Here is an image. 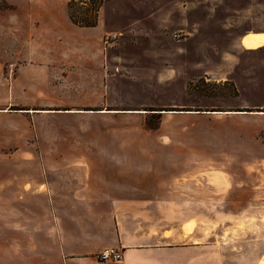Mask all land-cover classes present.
Masks as SVG:
<instances>
[{"label":"crops","instance_id":"0c3cea01","mask_svg":"<svg viewBox=\"0 0 264 264\" xmlns=\"http://www.w3.org/2000/svg\"><path fill=\"white\" fill-rule=\"evenodd\" d=\"M91 38L58 56L38 51L37 61L17 62L14 75L0 69V150L12 145L9 136L25 132V127L11 125L14 119L28 123L29 116L46 115L85 122L53 130L72 133L77 147L71 160L61 157L58 162L76 172L67 188L0 192V264H207L216 243L206 239L205 192H264V156L249 153L258 129L228 128L229 118L208 130L190 124L212 112L158 111L151 114L159 117L157 128L132 124L148 114L110 108L111 101L125 103L116 102L117 88L110 100L101 35ZM58 79L78 95L70 109L49 95L42 98L58 92ZM33 93L39 96L31 104L27 98ZM177 120L183 125H173ZM190 132L215 138L206 141L221 149L206 163L213 172L203 171L206 165L195 154L205 142L189 140ZM226 149L234 155H226ZM129 150L134 157H128ZM4 163L10 184L18 169L29 165L23 156ZM20 179L18 183L28 181ZM105 248L120 250L123 260L100 261L97 255Z\"/></svg>","mask_w":264,"mask_h":264},{"label":"rangeland","instance_id":"374dc122","mask_svg":"<svg viewBox=\"0 0 264 264\" xmlns=\"http://www.w3.org/2000/svg\"><path fill=\"white\" fill-rule=\"evenodd\" d=\"M70 1L0 0V69L5 74L14 75L17 62L37 61L38 51L58 56L62 49L68 50L84 38L95 39L100 33L110 100L117 88L116 102L125 103L116 106L111 101L110 108L143 110L148 115L132 124L142 123L147 129L159 126L158 115H151L158 111L239 113H211L190 124L208 130L223 124L218 120L229 118L225 122L228 128L258 129L249 153L264 156V46L247 50L241 43L246 34L264 35V0H103L97 31L80 30L82 27L69 20ZM94 8L89 2L79 4L76 13L81 17ZM108 34L115 39L105 45ZM58 80V92L42 94V98L49 95L70 109L78 95L71 85ZM38 96L33 93L27 99L34 104ZM251 113L263 117L248 119L246 116L254 115ZM28 119V123L20 118L10 122L25 127V132L13 134V139L9 136L12 145L0 150V192H61L76 172L58 162L61 157L64 162L71 160L77 147L72 133L53 130L85 122L46 115ZM173 125L183 123L177 120ZM187 138L205 142L195 154L205 165L221 150L206 144L215 140L212 133L190 132ZM230 152L233 150L226 149L225 154ZM126 154L134 157L130 150ZM11 156L15 160L23 156L29 162L28 167L18 169L13 184L7 182L4 163ZM212 167L207 164L203 171L213 172ZM22 177L28 181L18 183ZM205 203L206 239L216 243L207 253V264H261L264 192H205Z\"/></svg>","mask_w":264,"mask_h":264},{"label":"trees","instance_id":"16d2710c","mask_svg":"<svg viewBox=\"0 0 264 264\" xmlns=\"http://www.w3.org/2000/svg\"><path fill=\"white\" fill-rule=\"evenodd\" d=\"M87 2L95 5V8L92 12H88L87 14H84L80 17L76 13V7L80 5H85ZM97 3H99L97 5ZM103 0H72L67 5V12L69 20L76 26L82 27V28H94L98 25L99 20V13L102 8ZM154 129V128H152Z\"/></svg>","mask_w":264,"mask_h":264},{"label":"built area","instance_id":"2783aa9c","mask_svg":"<svg viewBox=\"0 0 264 264\" xmlns=\"http://www.w3.org/2000/svg\"><path fill=\"white\" fill-rule=\"evenodd\" d=\"M115 39V36L108 34L105 38V45H109L111 40ZM98 259L102 262L119 263L123 260V254L116 248H105L98 255Z\"/></svg>","mask_w":264,"mask_h":264},{"label":"bare ground","instance_id":"6f19581e","mask_svg":"<svg viewBox=\"0 0 264 264\" xmlns=\"http://www.w3.org/2000/svg\"><path fill=\"white\" fill-rule=\"evenodd\" d=\"M241 43L244 46V48L247 50H254L261 48L262 46H264V35L256 34V33L246 34L245 36H243ZM253 114H262V113H253ZM261 264H264V259L261 261Z\"/></svg>","mask_w":264,"mask_h":264}]
</instances>
